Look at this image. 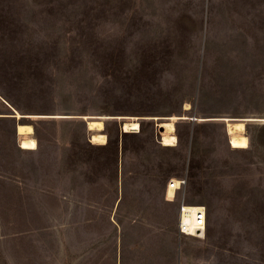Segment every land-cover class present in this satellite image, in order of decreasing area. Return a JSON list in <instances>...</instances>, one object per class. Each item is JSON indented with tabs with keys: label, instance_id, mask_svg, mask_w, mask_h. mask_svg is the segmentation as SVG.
Returning <instances> with one entry per match:
<instances>
[{
	"label": "rangeland",
	"instance_id": "374dc122",
	"mask_svg": "<svg viewBox=\"0 0 264 264\" xmlns=\"http://www.w3.org/2000/svg\"><path fill=\"white\" fill-rule=\"evenodd\" d=\"M0 97L40 116L0 99V264H264V0H0ZM83 116L122 119L100 145ZM220 118L250 119L246 149Z\"/></svg>",
	"mask_w": 264,
	"mask_h": 264
},
{
	"label": "bare ground",
	"instance_id": "6f19581e",
	"mask_svg": "<svg viewBox=\"0 0 264 264\" xmlns=\"http://www.w3.org/2000/svg\"><path fill=\"white\" fill-rule=\"evenodd\" d=\"M185 108V107H184ZM188 109V106L186 107ZM16 112V111H15ZM28 118L33 119L36 117H40L39 115H21L18 112H16L15 118L21 119V118ZM53 117V116H52ZM57 117H63V116H57ZM67 117V116H66ZM135 117V116H134ZM105 118L109 119H122L120 117H92L87 118L85 116L80 117V119H89L88 122H86L88 131L92 134L90 136V142L92 144H100L103 145L106 143V136L102 133L104 130V123L103 120ZM152 120H158L160 118L154 117L151 118ZM186 119L185 116L177 117V116H171L167 118L161 119L162 122L159 123L160 126V144L163 147H172L177 144V138L175 135V123L178 120H184ZM125 122L123 126L121 125L120 129L122 133H135L139 132L140 125L138 123V120L135 118L127 117L124 118ZM205 119L199 118V121H203ZM250 119H241V120H230L228 118H220L216 119V121H220L225 123L226 127V134L228 136V144L231 149H237L242 150L246 149L248 147V139L245 135V125L244 123L249 121ZM158 122V121H156ZM16 134L20 137L18 145L21 150L24 151H33L37 148V143L35 139L32 137L33 135V128L30 125H23L18 124L16 126ZM167 191V197L173 199L175 194L172 191V189H168ZM192 205V204H189ZM188 220V217H185ZM206 230V227L204 228V231ZM205 233V232H204ZM204 233L198 235L197 232L194 229L187 230V235L201 238Z\"/></svg>",
	"mask_w": 264,
	"mask_h": 264
},
{
	"label": "built area",
	"instance_id": "2783aa9c",
	"mask_svg": "<svg viewBox=\"0 0 264 264\" xmlns=\"http://www.w3.org/2000/svg\"><path fill=\"white\" fill-rule=\"evenodd\" d=\"M186 184V177L169 179L166 182L165 190L169 188L175 194L174 199L181 194ZM173 199V200H174ZM206 207L203 205H189L181 200L178 206L176 229L180 236H188L187 230L194 229L196 232L201 230L203 233L206 227ZM188 217V220L187 218Z\"/></svg>",
	"mask_w": 264,
	"mask_h": 264
},
{
	"label": "water",
	"instance_id": "95a60500",
	"mask_svg": "<svg viewBox=\"0 0 264 264\" xmlns=\"http://www.w3.org/2000/svg\"><path fill=\"white\" fill-rule=\"evenodd\" d=\"M0 99L2 100V102L3 103H5L11 110H12V112H13V117H15L16 116V112H15V110H13L10 106H9V104L5 101V100H3L1 97H0ZM123 124H124V121H121V122H118V127L120 128L121 127V125L123 126ZM158 130L160 131L161 129H160V127H158ZM203 232L201 231V230H198L197 231V234L198 235H200V234H202Z\"/></svg>",
	"mask_w": 264,
	"mask_h": 264
},
{
	"label": "crops",
	"instance_id": "0c3cea01",
	"mask_svg": "<svg viewBox=\"0 0 264 264\" xmlns=\"http://www.w3.org/2000/svg\"><path fill=\"white\" fill-rule=\"evenodd\" d=\"M167 191L165 190V199H166V201H173V199H171V198H168L167 196ZM175 197V196H174ZM190 237H192V236H190ZM193 238H196V237H193ZM199 238V237H198Z\"/></svg>",
	"mask_w": 264,
	"mask_h": 264
}]
</instances>
